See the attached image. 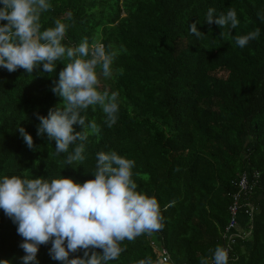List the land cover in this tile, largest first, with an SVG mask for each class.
Instances as JSON below:
<instances>
[{
    "label": "trees",
    "instance_id": "obj_1",
    "mask_svg": "<svg viewBox=\"0 0 264 264\" xmlns=\"http://www.w3.org/2000/svg\"><path fill=\"white\" fill-rule=\"evenodd\" d=\"M48 2L41 31L59 19L67 25L66 47L88 38L117 52L110 77L97 69L98 91L119 94L117 120L109 127L99 105L82 113L100 131L84 141L85 159L68 164L76 145L57 154L55 142L37 135L36 116H47L62 103L51 88L66 62L58 61L50 74L42 65L32 74L0 68V178L65 177L83 183L94 179L97 153L116 151L135 162L137 191L157 199L164 219L159 231L121 242L123 251L108 264H137L148 257L154 264H201L202 258L211 264L218 245L227 247L228 264H264V20L259 18L264 0ZM209 7L217 16L234 8L238 28L207 25ZM194 22L204 33L201 39L190 33ZM257 28L256 40L243 48L235 44V35ZM19 127L33 137L35 149L27 147ZM245 171L252 175L251 190L239 210L244 215L252 208L251 219L241 217L240 237L228 243V207ZM22 242L17 225L0 209V261L22 264ZM50 248V242L40 246L39 264H62L50 257Z\"/></svg>",
    "mask_w": 264,
    "mask_h": 264
},
{
    "label": "clouds",
    "instance_id": "obj_2",
    "mask_svg": "<svg viewBox=\"0 0 264 264\" xmlns=\"http://www.w3.org/2000/svg\"><path fill=\"white\" fill-rule=\"evenodd\" d=\"M0 5V68L10 73L24 69L32 74L42 65L43 71L50 74L56 72L58 61L66 62L51 88L62 103L49 109L47 116L36 114L40 121L37 135L55 142L57 154L68 153L70 146L76 145L66 162L83 161L84 141L90 132L99 133L100 129L94 119L88 121L82 113L99 105L109 127L117 120L119 94L98 91L97 74L99 68L104 77L111 76L117 52L112 45L90 43L88 38L77 47H66L62 41L67 25L59 19L55 27L41 31V13L51 8L48 0H0ZM259 18L264 20V14ZM197 23L190 24V33L201 39L204 33ZM205 23L237 29L240 21L234 8L217 16L216 9L209 7ZM259 35L257 28L233 39L243 48ZM74 125L82 126L83 131L77 132ZM17 130L27 147L35 149L34 139L26 129ZM134 166L133 160L110 151L96 154L94 179L83 183L65 177L0 178V209L17 225V233L23 238L19 245L25 253L22 264H39L40 246L49 242L50 257L62 264H108L123 251L120 243L124 240L159 231L164 219L160 205L155 197L137 191L138 185L132 179ZM81 251L82 257L76 255ZM228 260V251L218 245L211 257L212 264H228ZM0 264L10 262L3 260ZM137 264L154 262L148 257ZM201 264H209V259L202 258Z\"/></svg>",
    "mask_w": 264,
    "mask_h": 264
},
{
    "label": "built area",
    "instance_id": "obj_3",
    "mask_svg": "<svg viewBox=\"0 0 264 264\" xmlns=\"http://www.w3.org/2000/svg\"><path fill=\"white\" fill-rule=\"evenodd\" d=\"M255 176L256 175H253V178ZM251 179H252V175L250 174L249 171H245L243 174H241L238 182V190L232 195V202L228 207V212L230 217H229L228 225L226 227V234H225V237L229 239L228 243L240 237V235L237 234V228L240 223L241 217L244 216L249 220L251 219L252 208H250V210H245L244 213L242 212L244 215H242L239 210L240 209L239 205H241L242 207L241 204L242 196H246L247 193L250 194L249 191L251 190L250 187ZM224 248L228 251L226 246ZM159 256L162 258V261L167 259L166 251L162 250L159 253Z\"/></svg>",
    "mask_w": 264,
    "mask_h": 264
},
{
    "label": "crops",
    "instance_id": "obj_4",
    "mask_svg": "<svg viewBox=\"0 0 264 264\" xmlns=\"http://www.w3.org/2000/svg\"><path fill=\"white\" fill-rule=\"evenodd\" d=\"M245 219L248 221L249 219H247L246 217H245Z\"/></svg>",
    "mask_w": 264,
    "mask_h": 264
}]
</instances>
